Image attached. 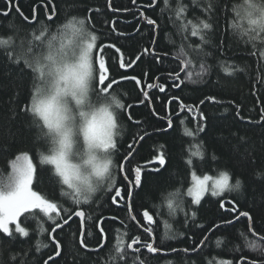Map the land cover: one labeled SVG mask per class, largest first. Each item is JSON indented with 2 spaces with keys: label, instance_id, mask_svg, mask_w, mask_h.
Listing matches in <instances>:
<instances>
[{
  "label": "trees",
  "instance_id": "1",
  "mask_svg": "<svg viewBox=\"0 0 264 264\" xmlns=\"http://www.w3.org/2000/svg\"><path fill=\"white\" fill-rule=\"evenodd\" d=\"M55 2L58 7L55 23L46 21V12L42 7L38 11L39 23L37 24L25 22L15 12L7 18L0 16V40L9 41L7 45L0 44V174L6 175L10 172V161L15 155L21 151H28L39 172V182H34V190L46 194L53 202L64 203L66 207L71 206L70 199L60 196V186L56 184L52 175V166L39 163L41 153L49 154L50 143L47 142V138L41 136L39 129L31 126V117L20 113L23 102L28 98L31 80L28 75L20 73L14 65L9 63L4 54L6 49H15L23 63L29 46L41 43L36 40V35H39L42 26H50L51 33L41 38L45 48L48 42L55 47L60 39L65 40L67 36L77 41L71 28V33L66 35L60 31L62 27L59 25L72 17L82 18L90 15L96 28L100 32L107 33V37H101V39L105 43H115L116 47L120 48V52H117L116 48L110 49L108 56L116 63L123 56L127 64L135 59L136 55L142 54L143 48L151 44L152 26L139 15L140 12H144L146 16L155 19L159 25L156 32L158 44L155 47L168 52L169 56L164 58L162 64H157L151 55L142 54L141 60L137 61L132 68L120 69L117 73L118 76L134 75L140 83L123 81L112 94L117 100L132 103L134 106L144 99L145 92L149 94L147 107L139 105L131 110L134 117L144 122L142 125L134 126L127 120L126 115L121 117L122 146L120 153L114 157V164L120 161L127 143L132 142L130 136L142 130H147L151 135L146 136L143 141L137 139L134 143L133 167L139 163L143 168L146 162L158 153L160 145L165 146L169 157L166 170H162V174L150 177L144 183L142 190H134L136 192L133 200L135 210L141 213L143 210H148L150 215H153L154 235L157 243L164 250L159 256L143 251L141 258H147L148 264H168L169 261L171 264H222L224 260L239 256L256 258V252L252 248L246 247L242 252L230 250L243 244L239 233L247 232L246 217H241L234 225L211 231L214 228V222L218 223L221 217L227 216V213L218 207L217 201L222 199L226 207L232 206L228 201H235L238 210L249 211L256 222V231L264 235V120L261 119L262 109H264V60L251 55L252 44L245 43L238 34L234 35L232 30L228 29V21L233 19V15L231 11L225 15L223 11L225 0H217L212 17L214 29L209 34L212 43L205 46V50L211 53L206 58L207 63L212 66L211 75L199 83H192L182 72L181 78L184 82L180 88L171 87L173 81L166 78L164 71L177 67L179 61L174 60L173 57L180 54V45L183 43L185 51L191 53L190 57L182 58L191 59L194 65H190L188 69L193 73L192 79H197L195 73L200 71V62L203 57L197 56L187 47L191 44L195 48L200 41L198 37L191 36L190 25L187 26V39L184 38L185 33L181 31L180 21L176 20L174 11L177 8V0H169L171 8L163 12H161L164 8L163 0H158L156 8H145L149 0H137L135 4L132 0H111V7H109V0H55ZM39 3L40 0H20V7L25 14L31 16V8ZM182 3L187 5V20L198 22L197 18H205L202 4L193 5L192 0H182ZM232 5H236V11L240 14L236 18L237 32H239L248 27L244 17L243 0H229V8ZM3 8H5L4 0H0V9ZM113 9H119V11H113ZM113 22H115L114 25ZM9 24L14 27L10 28ZM113 27L115 31H110ZM137 29H139L138 32ZM118 32H124L126 35L118 36ZM221 41L223 45L218 51L215 46ZM257 44L259 47V42ZM221 62H226L224 67L229 71L232 70V66L240 70L235 71L233 75H228L221 68ZM157 77L160 79H156ZM159 84L166 85L165 92L159 91L157 87ZM174 95L180 97L185 103L197 105L206 96L216 97L218 102L206 101L205 104L200 105L207 117L205 132L196 135L197 120L192 118L191 113H180L177 118L178 102L173 101L170 105L168 104V99ZM153 108L158 113L157 116L151 114ZM113 110H115L114 107ZM237 111L240 115H237ZM168 118L173 119V127L167 133H156L155 127L166 126ZM181 119L184 120L183 124L180 123ZM189 132L192 135H188ZM213 153L216 159H212ZM200 155L204 156L203 160L200 159ZM189 158L194 160V168H189L184 163ZM193 171L201 178L205 175L219 178L221 173L226 172L229 175L230 184H234L237 178L243 183L241 192L225 193L224 197L219 198L212 197L209 193L204 198L203 207H198L197 211L198 222L204 225L203 229L195 227L192 222L185 226L182 211H178L173 217L170 214L171 210L167 207L168 201L165 199L168 191L173 189H180L186 193L187 189L193 186ZM113 174H116L115 167H113ZM121 176L122 174L117 175L118 183ZM191 199L185 196V206L190 204ZM124 205V201H121L119 205H111L108 194L102 190L95 194L88 205H83L86 214L93 216L91 222L85 221V239L91 247L96 246L98 230L94 225L96 218L100 216L117 218L106 219L103 225L107 229L108 247L113 246L114 239L117 242L120 240L125 228L130 234H140L143 231L140 229L137 232L133 228L136 222L131 221L130 216L135 213H128ZM231 215L235 216L236 212ZM49 223H43L39 219L29 220L27 226L30 238H21V240H28V244L9 245L5 240L2 259L8 261L11 254L23 256L22 246L31 249L27 256L31 264H36L39 258L47 259L52 252V245L50 236L47 233L41 234L40 227L48 228ZM144 223L147 222L144 221ZM89 224L93 225L91 237H87ZM169 229H171L170 232ZM166 232L174 235L175 238L163 239ZM180 233L183 235H179ZM0 236L3 234L0 233ZM205 236H208V240L197 252H171V248L191 249L194 241L196 245H199ZM220 237H225L229 241L226 247L217 245L216 241ZM59 238L64 256L59 264H109L104 250L96 254L86 252L80 247L76 223H72L71 227L65 226L63 231L59 232ZM249 240L256 244L264 243L259 237H252L251 234H249ZM37 241L41 244H49V247H41L37 252L35 250ZM49 264L52 262L49 261Z\"/></svg>",
  "mask_w": 264,
  "mask_h": 264
},
{
  "label": "snow or ice",
  "instance_id": "2",
  "mask_svg": "<svg viewBox=\"0 0 264 264\" xmlns=\"http://www.w3.org/2000/svg\"><path fill=\"white\" fill-rule=\"evenodd\" d=\"M136 2L137 0H132L133 4ZM4 3L5 8L0 9L2 17L7 18L15 12L25 22L37 24L39 23L38 11L42 7L46 12V21L56 22L58 7L55 0H40L39 4L31 8V16L23 12L20 0H4ZM157 3L158 0H149L145 8L155 7ZM163 3L164 8L161 9V12L171 8L169 0H163ZM192 3L193 5H203L204 19L197 18L198 22L187 20V5H184L182 0H177V8L174 11L176 20L180 21L181 31L185 33L184 38L187 39V26L190 25L191 36L198 37L200 41V44L195 48L188 44V49L203 59L200 62V71L195 73L197 79H192L193 73L188 69L190 65H194L191 59L182 58L190 57L191 53L185 51V46L182 43L180 54L173 57L174 60L179 61L177 67L164 70L166 78L172 79L171 87L174 88H180L184 82L181 78L182 72L192 83L205 80V77L210 76L212 72V66L206 61L211 53L205 50V46L212 43L209 34L214 29L212 17L217 0H192ZM243 6L248 27L237 32L236 18L240 14L236 11V5L229 8V0H225L223 8L225 15L229 11L233 15V19L228 21L227 27L232 30L234 35L238 34L245 43L252 44L251 55L264 60V0H243ZM109 7H111V0H109ZM113 11H119V9H113ZM139 15L148 25L152 26L153 31L151 44L143 48L142 54L151 55L155 63L162 64L169 53L155 47L158 44L156 32L159 25L155 19L146 16L144 12H140ZM9 27H14V25L9 24ZM49 27L48 25L41 27L39 35H36V40L41 43L29 46L23 63L13 48L6 49L4 54L9 63L14 65L20 73L30 77L31 88L28 98L20 108V113L31 117V126L39 129L41 136L47 138V142L50 143L49 154L41 153L39 163L52 166V175L56 184L60 186V196L70 199L71 206L66 207L64 203L53 202L46 194L34 190V182H39L37 165L34 164L28 151H21L15 155L10 161V172L6 175L0 174V233L3 234L0 236V264H31L27 259L28 253L31 251L30 248L22 246L21 252L24 255L11 254L8 261L2 259V253L5 240L9 245L13 243L27 245L28 240H21V238H30L28 221L37 219L43 223L50 222L48 228L40 227V233H47L50 236L52 252L47 259H37L36 264H49V261L52 264H59L60 260L64 258L59 232L63 231L65 226L71 227L72 223L77 224V233L80 237L79 245L86 252L100 254L101 250H104L108 256L109 264H148L147 258H141L144 250L149 254L161 253L164 250L159 246L154 235L153 215H150L148 210H143L142 213L135 210L133 200L136 192L134 190H142L144 183L150 177L162 174V170H166L169 157L166 154L165 146L160 145L158 153L149 159L143 168L139 163L133 167L134 143L137 139L143 141L146 136L151 135L147 130H142L130 136L132 142L127 143L120 161L114 164V157L120 153L122 146L121 117L126 115L127 120L134 126L142 125L144 122L140 118L134 117L131 110L139 105L147 107L149 94L145 92L144 99L135 106L132 103L121 102L112 95L123 81L140 83V80L134 75L118 76L117 73L120 69L132 68L137 61L141 60L142 54L136 55L135 59L127 64L124 62L123 56L119 58L118 63L113 61L108 56L109 50L116 48V51L120 52V48L116 47L115 43H105L101 39V37H107V33L100 32L96 28L90 15L82 18L72 17L59 25L62 28H71L73 34L78 37L71 47H67L63 43L59 47H54L51 42H48L45 48L41 38L51 34ZM110 31H115V28H111ZM138 31L139 29H137ZM117 35L124 36L126 34L118 32ZM245 38L247 39L245 40ZM53 39H55L54 36ZM257 42H259V47ZM8 43V40H0V44L7 45ZM222 45L223 41L215 47L219 51ZM225 63L221 62L220 66L228 75H233L235 71L240 70L232 66V70L229 71L224 67ZM114 66L115 70H113ZM156 79L159 80L160 77ZM149 87L151 88L152 85L150 84ZM157 87L160 92L166 91L165 84H159ZM173 101L178 102L177 118L180 113L186 112L191 113L192 118L197 120L196 135L207 129V117L200 105L205 104L206 101L218 102L215 96H206L199 101L198 105L189 104L175 95L168 99V104L170 105ZM151 114L158 115L154 108ZM237 115H240L239 111H237ZM261 119L264 120V109H262ZM180 123L183 124L184 120L181 119ZM172 127L173 119L168 118L166 126L155 127L154 131L167 133ZM187 134L192 135L191 132ZM200 159L203 160L204 156L200 155ZM212 159H216L214 153ZM184 163L189 168L195 166V162L191 158L186 159ZM113 167L116 169V174H113ZM120 174L122 176L118 183L117 175ZM192 181L193 186L189 187L186 193L180 189H173L168 191L165 199L168 201L167 207L171 210L170 214L173 217L178 211H182L185 226L192 222L195 227L200 229H203L204 225L198 222L197 211L198 207H203L202 201L206 193L219 198L224 197L225 193L241 192L243 189V183L239 178L235 180L234 184H230L229 175L226 172L221 173L220 179L214 180L210 187L211 176L205 175L201 178L193 171ZM100 190L108 194L111 205H119L121 201L125 202L124 206L127 212L135 213L130 216V220L136 222L133 228L137 232L140 229L143 230L140 234H130L125 228L120 240L117 242L114 239L113 246L108 247L107 229L103 225L106 219L115 220L117 218L100 216L96 218L94 225L98 230L96 246L91 247L86 242L85 221L91 222L93 216L86 214L83 205H88ZM185 196L192 198L188 206H185ZM217 203L219 209L224 210L227 216L221 217L218 223L214 222V228L211 231L234 225L241 217H246L247 232L240 231L239 233L243 244L230 250L242 252L247 247L256 252V258L239 256L231 260H224L222 264H264V243L256 244L249 240V234H251L252 237H259L260 241L264 242V235L256 231V222L251 213L247 210H238L235 201H228L232 205L231 207H226L225 201L222 199ZM233 212H236L235 216L231 215ZM10 225L14 227H10ZM92 227L93 225H88L87 237L93 235ZM170 231L171 229H169ZM169 232L165 233L163 239L175 238ZM179 235H183V233ZM207 240L208 236H205L199 245H196L194 241L191 249L188 247L171 248V252H197ZM216 243L218 246L226 247L229 241L225 237H220ZM41 247L48 248L49 244H41L40 241H37L35 250L39 252ZM168 264L171 262L169 261Z\"/></svg>",
  "mask_w": 264,
  "mask_h": 264
},
{
  "label": "rangeland",
  "instance_id": "3",
  "mask_svg": "<svg viewBox=\"0 0 264 264\" xmlns=\"http://www.w3.org/2000/svg\"><path fill=\"white\" fill-rule=\"evenodd\" d=\"M63 34H69V33H71V30H70V28H62L61 30H60ZM70 31V32H69ZM77 39H78V37H77ZM76 42V40H74V39H69V36H67L66 38H65V40L64 39H60L59 40V42H55L56 44V46L55 47H59V45L61 44V43H63V44H65L67 47H71V45L72 44H74ZM217 179H220V177L219 178H212V181H209V187L211 186V184H212V182L214 181V180H217ZM209 193H206L205 194V196H204V198L208 195ZM204 200V199H203ZM10 227H14V226H12V225H10Z\"/></svg>",
  "mask_w": 264,
  "mask_h": 264
},
{
  "label": "water",
  "instance_id": "4",
  "mask_svg": "<svg viewBox=\"0 0 264 264\" xmlns=\"http://www.w3.org/2000/svg\"><path fill=\"white\" fill-rule=\"evenodd\" d=\"M154 8H156V6L154 7ZM158 31V30H157ZM75 219V218H74ZM76 219H79V218H76ZM158 254H160V253H156L155 255H158Z\"/></svg>",
  "mask_w": 264,
  "mask_h": 264
},
{
  "label": "flooded vegetation",
  "instance_id": "5",
  "mask_svg": "<svg viewBox=\"0 0 264 264\" xmlns=\"http://www.w3.org/2000/svg\"><path fill=\"white\" fill-rule=\"evenodd\" d=\"M144 251H146V250H144ZM161 254V253H160ZM151 255H154V256H159V254L158 255H155V254H151Z\"/></svg>",
  "mask_w": 264,
  "mask_h": 264
}]
</instances>
